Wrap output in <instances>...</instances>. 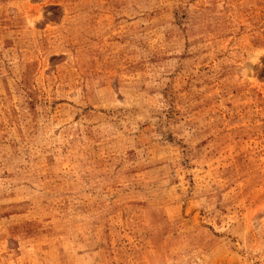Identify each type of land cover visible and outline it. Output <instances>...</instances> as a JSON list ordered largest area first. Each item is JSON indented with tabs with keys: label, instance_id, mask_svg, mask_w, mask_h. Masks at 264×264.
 <instances>
[{
	"label": "rangeland",
	"instance_id": "1",
	"mask_svg": "<svg viewBox=\"0 0 264 264\" xmlns=\"http://www.w3.org/2000/svg\"><path fill=\"white\" fill-rule=\"evenodd\" d=\"M0 264H264V0H0Z\"/></svg>",
	"mask_w": 264,
	"mask_h": 264
}]
</instances>
